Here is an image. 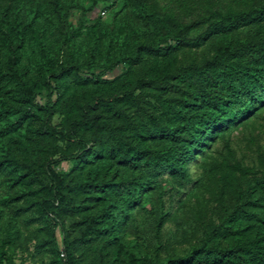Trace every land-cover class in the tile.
I'll list each match as a JSON object with an SVG mask.
<instances>
[{
  "label": "trees",
  "instance_id": "trees-1",
  "mask_svg": "<svg viewBox=\"0 0 264 264\" xmlns=\"http://www.w3.org/2000/svg\"><path fill=\"white\" fill-rule=\"evenodd\" d=\"M262 105L264 0H0V264H264Z\"/></svg>",
  "mask_w": 264,
  "mask_h": 264
},
{
  "label": "rangeland",
  "instance_id": "rangeland-1",
  "mask_svg": "<svg viewBox=\"0 0 264 264\" xmlns=\"http://www.w3.org/2000/svg\"><path fill=\"white\" fill-rule=\"evenodd\" d=\"M105 7V3H101L98 8L90 13L92 16H95L99 12H102ZM102 10V11H101ZM106 14V11H103ZM228 147L233 151L234 156L233 160H239L244 165L247 166H258L259 156H264V105L260 106L256 112H254L249 118H246L242 124L235 127L232 131H229L216 142H214L212 149L209 153L210 163L222 162L224 160L230 159L228 153ZM231 158V159H232ZM69 165L63 164L61 168H68ZM192 177L197 181L201 180L207 186L212 187L211 181L208 176L203 175L202 167L200 162L194 163L191 166ZM208 178V179H207ZM195 184H193L194 186ZM205 191V190H204ZM179 203L175 205V211L180 217H187L191 220L194 217L195 213V200L191 199L187 201L182 209H177ZM176 229V223L174 220L170 221L166 227V232L174 231ZM181 247V246H180ZM39 260L41 257L39 256ZM32 260L30 264H35L39 262ZM34 261V262H33ZM46 264L49 263V258L45 259Z\"/></svg>",
  "mask_w": 264,
  "mask_h": 264
},
{
  "label": "built area",
  "instance_id": "built-area-1",
  "mask_svg": "<svg viewBox=\"0 0 264 264\" xmlns=\"http://www.w3.org/2000/svg\"><path fill=\"white\" fill-rule=\"evenodd\" d=\"M104 13V12H103Z\"/></svg>",
  "mask_w": 264,
  "mask_h": 264
}]
</instances>
